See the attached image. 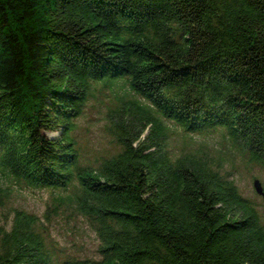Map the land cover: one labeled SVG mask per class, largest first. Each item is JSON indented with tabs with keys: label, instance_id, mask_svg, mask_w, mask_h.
I'll list each match as a JSON object with an SVG mask.
<instances>
[{
	"label": "trees",
	"instance_id": "1",
	"mask_svg": "<svg viewBox=\"0 0 264 264\" xmlns=\"http://www.w3.org/2000/svg\"><path fill=\"white\" fill-rule=\"evenodd\" d=\"M123 76L148 102L118 110L117 154L81 166L74 119ZM152 108L264 165V0H0V179L72 187L56 199L101 240L100 258L60 257L16 208L0 264H264V213L205 159L172 157Z\"/></svg>",
	"mask_w": 264,
	"mask_h": 264
},
{
	"label": "rangeland",
	"instance_id": "2",
	"mask_svg": "<svg viewBox=\"0 0 264 264\" xmlns=\"http://www.w3.org/2000/svg\"><path fill=\"white\" fill-rule=\"evenodd\" d=\"M134 99L148 102L130 88L125 76L93 84L82 113L74 119L72 135L80 153L79 165L96 167L104 158L122 149L116 134V114L128 100ZM152 111L167 126L164 144L172 157L193 154L205 159L224 176L233 179L240 192L264 213V195L255 187V180H259L264 190V165L251 158L244 144L234 140L221 126L187 131L157 109L152 108ZM0 182L1 223L10 227L16 208L36 213L60 257H101L98 250L101 240L89 220L70 204L56 199L69 193L72 187L30 186L12 177Z\"/></svg>",
	"mask_w": 264,
	"mask_h": 264
},
{
	"label": "water",
	"instance_id": "3",
	"mask_svg": "<svg viewBox=\"0 0 264 264\" xmlns=\"http://www.w3.org/2000/svg\"><path fill=\"white\" fill-rule=\"evenodd\" d=\"M255 187H256L258 192H260L264 195V190H263L262 184L259 180H255Z\"/></svg>",
	"mask_w": 264,
	"mask_h": 264
}]
</instances>
